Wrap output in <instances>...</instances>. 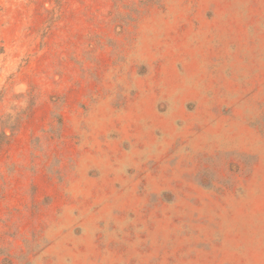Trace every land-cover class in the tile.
I'll list each match as a JSON object with an SVG mask.
<instances>
[{
	"label": "rangeland",
	"instance_id": "374dc122",
	"mask_svg": "<svg viewBox=\"0 0 264 264\" xmlns=\"http://www.w3.org/2000/svg\"><path fill=\"white\" fill-rule=\"evenodd\" d=\"M0 264H264V0H0Z\"/></svg>",
	"mask_w": 264,
	"mask_h": 264
}]
</instances>
